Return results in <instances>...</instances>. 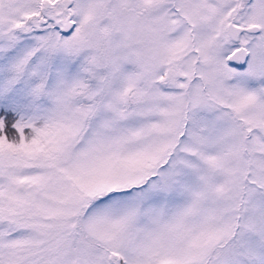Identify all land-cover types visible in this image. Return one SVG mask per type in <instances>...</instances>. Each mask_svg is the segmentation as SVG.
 I'll return each instance as SVG.
<instances>
[{"label":"snow or ice","instance_id":"obj_1","mask_svg":"<svg viewBox=\"0 0 264 264\" xmlns=\"http://www.w3.org/2000/svg\"><path fill=\"white\" fill-rule=\"evenodd\" d=\"M0 264H264V0H0Z\"/></svg>","mask_w":264,"mask_h":264}]
</instances>
